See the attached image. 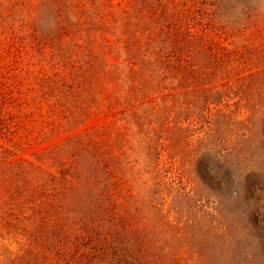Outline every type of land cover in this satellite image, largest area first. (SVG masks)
Instances as JSON below:
<instances>
[{
	"label": "rangeland",
	"instance_id": "374dc122",
	"mask_svg": "<svg viewBox=\"0 0 264 264\" xmlns=\"http://www.w3.org/2000/svg\"><path fill=\"white\" fill-rule=\"evenodd\" d=\"M87 58L94 92L58 93ZM52 71L95 144L57 169L69 190L8 181L0 264H264V0H0V81Z\"/></svg>",
	"mask_w": 264,
	"mask_h": 264
},
{
	"label": "trees",
	"instance_id": "16d2710c",
	"mask_svg": "<svg viewBox=\"0 0 264 264\" xmlns=\"http://www.w3.org/2000/svg\"><path fill=\"white\" fill-rule=\"evenodd\" d=\"M75 71L67 72V74L73 73L76 76H80V78L76 81L66 80V82L59 83V85H63L58 93L66 96L63 92V87L69 89L71 92L70 89L73 83L75 87H80L81 90L89 89L93 91L94 85L92 82H96L100 74L105 72V67L99 65L96 60L87 58L77 72ZM24 73L30 75L29 71L25 70ZM47 73L48 74L37 72L32 74L33 78L38 80H36L37 82L29 83V86L25 84L22 77H18L20 82L17 83L18 85L14 84L15 86L11 82L9 83L12 85L8 84V86H6L5 81H0V108L5 104L9 105V107L11 106L13 109V112L8 114L10 117H5L6 113L0 115V138H3V140L5 139L7 143H9L8 146L0 144V194L6 192L4 188H6L5 186L8 185V181L11 179H13L14 185L19 189L15 190V192H19L21 189L23 191L26 190L28 186L30 187V185H28V179L26 178V175L30 172L32 175L37 176L39 171L42 172V174L45 171H49L47 173L48 175L43 174L45 176L44 183L47 184L48 180H54V173L50 171V169L54 170L56 173L61 172V179L73 176V180H69L67 186H63L61 182L56 185V187L62 186L65 190L71 189L77 174H74L72 171L62 174L63 171H58L57 169L61 168L64 161H68L71 165L74 157L73 149L77 142L80 144L83 139H87L91 142L93 141L95 144V136L91 133V130H93L95 126L77 129L71 132V130L78 128L81 122H77V115L72 108H59V106H63V100L57 92L56 95L52 93L53 89L57 91L59 79L55 78V81L53 79V75L57 73H55V71ZM73 74H71L72 80L74 79ZM6 89L7 92L5 91ZM3 92L5 94H2ZM26 92L28 94H26ZM55 96L57 98H55ZM87 98H97V101L99 99L96 95ZM102 102L103 100L99 101V114L104 113V108L101 107L103 104ZM44 106L46 108L45 110H43ZM46 110H48L47 113L45 112ZM102 132L100 128L97 132L99 137L102 136ZM64 140L67 141L64 143ZM45 142L48 143L43 148L33 151L41 156L37 162L28 160L23 156H18L17 159L10 160L6 164L1 163L4 160V156L8 155L10 157L15 154L11 149L13 146L23 150ZM66 147L69 148L65 150ZM65 153H70V156L66 155V157H63ZM45 166L48 170L44 168ZM48 176H50V178H48ZM8 186H11V184ZM54 188L55 186L49 191V188H44L41 184L38 193L42 192V194L45 195L46 202L47 200H52L51 195L53 192L57 193L56 190H53ZM31 190L32 188H29V190L26 191ZM13 193L14 191L10 192V194Z\"/></svg>",
	"mask_w": 264,
	"mask_h": 264
}]
</instances>
